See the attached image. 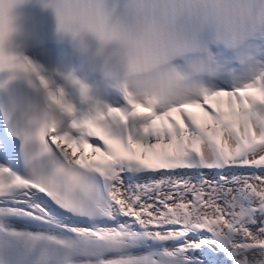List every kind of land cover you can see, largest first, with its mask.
<instances>
[{
    "label": "snow or ice",
    "instance_id": "6c2138e0",
    "mask_svg": "<svg viewBox=\"0 0 264 264\" xmlns=\"http://www.w3.org/2000/svg\"><path fill=\"white\" fill-rule=\"evenodd\" d=\"M128 103L0 143V264H264V75ZM130 116L151 118L140 139L108 122Z\"/></svg>",
    "mask_w": 264,
    "mask_h": 264
},
{
    "label": "clouds",
    "instance_id": "9594fccd",
    "mask_svg": "<svg viewBox=\"0 0 264 264\" xmlns=\"http://www.w3.org/2000/svg\"><path fill=\"white\" fill-rule=\"evenodd\" d=\"M33 2L0 0V89L25 79L37 92L45 94L43 105L38 101L5 103L6 120L17 131L38 129L53 120L62 123L57 110L78 119L76 105L66 98L65 88L57 86L52 91L50 85L55 81L50 78L48 88L36 84L34 77H40L43 70L24 55L29 32L23 10ZM35 2L53 14L60 40L69 41L83 55L99 62L102 81L97 84L89 83L76 68L60 74L95 113L108 107L97 94L98 89L105 88L118 89L127 101L131 97L156 112L190 101L210 90L209 79L223 70L211 54L210 40L229 49H240L250 37L264 30V0ZM28 62L39 72L21 66ZM49 92L62 103H54ZM230 143L235 146L231 138Z\"/></svg>",
    "mask_w": 264,
    "mask_h": 264
},
{
    "label": "bare ground",
    "instance_id": "6f19581e",
    "mask_svg": "<svg viewBox=\"0 0 264 264\" xmlns=\"http://www.w3.org/2000/svg\"><path fill=\"white\" fill-rule=\"evenodd\" d=\"M261 45L264 46V30L254 34L250 38V40L247 41L245 43V45H243L240 49L230 50L228 52H221L219 50H215V51H213L212 54H213V57L215 56L214 58L216 60H218L220 63L221 62H224V63L233 62V64H234L235 62L238 63L239 62L238 60L240 58H242V56H245V55L252 53V52L257 54L258 49ZM213 49H215V48H213ZM239 50H242L244 52V54L241 53V55L238 56L240 58L235 59L234 57H231L232 54H234L235 52H237ZM210 51H211V49H210ZM30 55L35 59H39V60H42L44 62H47L48 64H52L55 68L56 76L62 82H64V80L62 79L60 74L67 72V69L69 70V69L73 68V64L71 62V57L68 53V50L63 46L54 45V44H48V45L40 46L38 48L31 50ZM181 63H184V61H181ZM245 63H246L245 65H247V66L245 68L244 67L242 68V70L240 71L241 75L237 76L235 80L231 81L228 79V81H227V77H226V80L217 81L218 80L217 79L212 83H208L209 87H211L210 85H213V87L210 89H217L218 90L219 88H223V87H227V88L238 87L240 85L241 81H244V80L250 78L251 76H253L254 74H256L259 71V69L264 65V59L261 60V57L255 56V55L250 59V56H249V58L247 59V61ZM227 64H226V66H227ZM223 73H221V74L224 75L225 73L224 74ZM79 75L87 78L89 82L90 81L91 82L96 81L93 84H96V83H99L102 81L100 78L85 74L84 72L79 74ZM216 78H218V76H216L215 79ZM65 91L67 94L66 98L71 100L76 105L77 112H76L75 118H78L79 115H81V113H82L83 103L80 101L79 95L77 93L71 92L70 86L66 85ZM117 94H118V89H115V88L100 89V91L98 92V95L108 105V107L103 110L104 112L109 110L110 108H114L117 105V101H118L117 100L118 99ZM58 111L59 110H57V112ZM94 114H95V112L93 113V115ZM67 119L73 120L74 118L73 117H67ZM150 119H151L150 117H141V119L137 122V124L134 127V131H133V137L135 139L141 138L142 128L145 124L150 123ZM63 129H64V127L61 128V130H63ZM73 134L78 135V133L74 130H73ZM151 139L155 140V137L149 136L148 140L150 141Z\"/></svg>",
    "mask_w": 264,
    "mask_h": 264
},
{
    "label": "rangeland",
    "instance_id": "374dc122",
    "mask_svg": "<svg viewBox=\"0 0 264 264\" xmlns=\"http://www.w3.org/2000/svg\"><path fill=\"white\" fill-rule=\"evenodd\" d=\"M263 48V49H262ZM261 50V51H260ZM240 51V52H239ZM239 51H237V52H235L234 54H232V56L231 57H234L235 59H238V58H240V57H238V56H240L241 55V53L242 54H244V52L242 51V50H239ZM242 51V52H241ZM238 53V54H237ZM259 56V57H261V60H263L264 59V46H260L259 47V49H258V53L256 54V53H254V52H252V53H249V54H247V55H245V56H242V58H240L238 61V63H234L233 64V62H227V63H224V62H221V64L223 65V70H222V72L221 73H223L224 75H222L221 73L218 75V78H216L215 79V77H212V78H210L209 79V82L208 83H212V82H214L215 80H217V81H220V80H226V77H227V81H228V79L229 80H235L236 79V77L237 76H240L241 75V73H240V71L242 70V68L244 67H246L247 65H245L246 63V61H247V59L249 58V56H250V59L253 57V56ZM248 56V57H247ZM252 56V57H251ZM245 61V62H244ZM231 63V64H230ZM226 64H227V66H226ZM230 64V65H229ZM67 71H68V69H67ZM226 71V72H225ZM239 71V72H238ZM243 72V71H242ZM239 73V74H238ZM211 80V81H210ZM211 87L213 86V85H210ZM71 92L72 93H77L74 89H72L71 88ZM78 94V93H77ZM89 107H90V104H84L83 103V107H82V113H81V115H79V117H78V119H84V117H86V115L89 117ZM71 125V124H70ZM63 127V126H62ZM61 127V128H62ZM70 127V126H69ZM68 128V127H67ZM74 131H76V130H74ZM149 142H155V140H150ZM196 255L198 256V257H201V258H205V256H204V254L202 253V252H197L196 253Z\"/></svg>",
    "mask_w": 264,
    "mask_h": 264
}]
</instances>
